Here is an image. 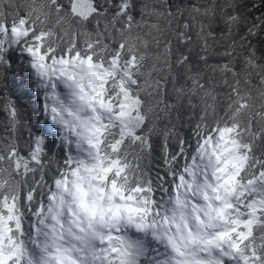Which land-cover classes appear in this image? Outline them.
<instances>
[{
	"label": "snow or ice",
	"instance_id": "1",
	"mask_svg": "<svg viewBox=\"0 0 264 264\" xmlns=\"http://www.w3.org/2000/svg\"><path fill=\"white\" fill-rule=\"evenodd\" d=\"M6 44L23 45L42 77L49 63L82 65L94 94L72 74L79 99L108 119L73 128L78 155L53 159L52 177L44 137L27 154L0 153L24 177L0 196V264H139L143 248L116 235L119 223L165 244L157 264H264V0H0V52ZM5 112L15 127L12 102ZM129 145L132 163L119 155ZM229 152L231 170L216 166ZM154 155L167 169L155 179L142 167ZM177 217L195 247L176 243Z\"/></svg>",
	"mask_w": 264,
	"mask_h": 264
},
{
	"label": "clouds",
	"instance_id": "2",
	"mask_svg": "<svg viewBox=\"0 0 264 264\" xmlns=\"http://www.w3.org/2000/svg\"><path fill=\"white\" fill-rule=\"evenodd\" d=\"M32 63V60H31ZM62 69H65L64 65H51L49 63V71L47 76H40L35 71V88L36 95L41 97L43 100V115L42 117H33L23 111L18 105L13 104V106L17 109L18 112V120L19 122L13 127L7 123L5 125V133L4 135H0V153L6 155L7 151L12 147H17L21 153L27 154L30 151V145L35 142V138L37 136H41L45 138V149L42 156V159L45 161V164L48 166L46 171L48 172L49 177L57 171L56 165L51 163L53 159L60 163L65 159L66 153H71L73 156L78 155L76 146H75V137L73 128L77 127L82 120H88L91 118L93 122L95 121V116L99 114L104 118V121L107 122L108 114L104 112L103 109H100L99 106H96V111H90L79 99L78 93H80V89L75 87L76 80L73 78L72 74L76 76L84 75L85 79L83 82V87L85 90L89 92L90 95L94 94L91 91V87L89 84V79L85 75L84 67L77 66L75 63H70L67 65L65 71L67 74H62ZM63 87L64 91H60V87ZM109 93H114L115 89L112 85H109L108 88ZM7 99V96L5 97ZM95 103V102H92ZM53 109H56L54 112ZM55 119L57 122H53ZM43 120H47L48 125L51 126V132H45L43 128L39 125ZM99 123V122H97ZM111 129L109 132L111 133ZM58 134V135H57ZM55 137V138H53ZM113 137L109 134L106 136L105 145L103 151L106 155L111 156L112 158L116 157V153H112L108 149V142L111 141ZM241 143L247 142V135H241L239 137ZM57 146L62 149L61 151H57ZM243 152V148L240 149ZM125 153H128L127 157ZM122 160L128 159L130 163L133 162L134 157L132 156V148L131 146H127L123 151L119 153ZM230 156H234V153H227L222 155L221 161L216 166H222L228 170H231L232 161L229 159ZM159 161L158 156H152L149 160L147 157L142 161L143 169H147L150 173H153V179H155L156 168L159 167L160 172H166L162 162L157 164ZM182 166V164H181ZM36 167V166H33ZM7 168L8 171L5 173L3 170ZM137 170L135 167L130 169V179L128 182L121 180V183H126V188L131 189L135 187L136 180L131 178V174L135 173ZM11 176L12 180L10 184H5L3 181H6L8 177ZM112 178H115L114 176ZM147 179V177H145ZM23 184L24 177L23 175L17 176L15 171L11 168V163L8 160L3 161L0 164V196L8 195L11 196L17 189L14 187L16 184ZM161 183H165L159 180H156L153 185L155 190V199L157 201L155 207L160 208L161 206L168 205V196L161 191L160 185ZM167 185L171 184V179L166 182ZM130 194L126 192L125 195ZM131 195L139 198V193H131ZM114 203L118 204H132L134 201L120 200L119 196L114 197ZM106 203H112L107 202ZM117 212V209L112 208L109 210L108 215L112 216ZM120 215H124V210H119ZM102 229L104 225L100 226ZM164 227H169V225H165ZM175 238L176 243L179 246H188L189 248L195 247L196 243L189 237V230L184 220L177 217V219L170 225ZM26 230H27V221H26ZM211 231V229H210ZM118 236H124L130 239L132 242H139V244L143 248V254L139 259V264H157L158 261L163 260L165 258V254L171 255L169 249L165 246V244L159 240L153 238L150 233H142L138 232L132 227H129L125 223H119V231L116 233ZM19 239V236H17ZM25 241L29 240L28 236H25ZM28 248L31 249L33 256L38 255L36 249H34L31 243H28ZM220 256V253H216ZM24 264H28V259L25 257Z\"/></svg>",
	"mask_w": 264,
	"mask_h": 264
},
{
	"label": "trees",
	"instance_id": "3",
	"mask_svg": "<svg viewBox=\"0 0 264 264\" xmlns=\"http://www.w3.org/2000/svg\"><path fill=\"white\" fill-rule=\"evenodd\" d=\"M143 2L145 0H137L138 7ZM243 2L247 3V0H243ZM4 47L5 51L0 52V57L3 58L0 60V135L5 133L7 123L5 105L9 101L18 105L33 119L43 115V100L36 95V76L35 70L31 66V57L23 50V45L6 44ZM39 126L45 132L52 131L47 120H43ZM57 151L62 152V149L57 146ZM155 171L160 172L159 167ZM160 174L164 173L160 172Z\"/></svg>",
	"mask_w": 264,
	"mask_h": 264
},
{
	"label": "rangeland",
	"instance_id": "4",
	"mask_svg": "<svg viewBox=\"0 0 264 264\" xmlns=\"http://www.w3.org/2000/svg\"><path fill=\"white\" fill-rule=\"evenodd\" d=\"M60 91H61V92H63V91H64V89H63V87H62V86L60 87Z\"/></svg>",
	"mask_w": 264,
	"mask_h": 264
}]
</instances>
